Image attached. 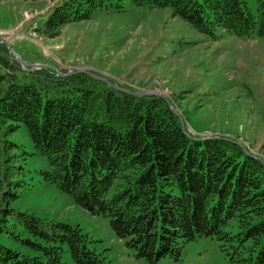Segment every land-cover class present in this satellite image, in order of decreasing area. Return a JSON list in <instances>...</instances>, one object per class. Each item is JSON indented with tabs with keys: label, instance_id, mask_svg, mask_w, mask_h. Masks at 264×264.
Wrapping results in <instances>:
<instances>
[{
	"label": "trees",
	"instance_id": "trees-1",
	"mask_svg": "<svg viewBox=\"0 0 264 264\" xmlns=\"http://www.w3.org/2000/svg\"><path fill=\"white\" fill-rule=\"evenodd\" d=\"M114 1L122 7V0H64L39 30L54 36ZM130 1L169 7L174 17L212 37L218 29L245 39L264 36V0H256V15L245 0ZM39 72L36 78L21 70L0 51V123H9L10 130L27 129L35 153L48 160L49 168L42 171L46 181L92 216L108 219L140 259H178L184 244L211 238L231 264H264L260 160L230 140L187 134L161 98L146 102L125 92L98 90L82 79L68 90L56 80L57 73ZM1 186L2 181L0 191ZM0 212V230L7 215L15 213L36 252L23 254L0 243V264H65L64 245L75 264H109L89 248L78 227L22 218L2 201Z\"/></svg>",
	"mask_w": 264,
	"mask_h": 264
},
{
	"label": "rangeland",
	"instance_id": "rangeland-1",
	"mask_svg": "<svg viewBox=\"0 0 264 264\" xmlns=\"http://www.w3.org/2000/svg\"><path fill=\"white\" fill-rule=\"evenodd\" d=\"M63 1L0 0V51L36 78L39 70L57 73L56 80L68 90L82 79L98 90L113 89L146 102L161 98L177 111L190 135L230 140L264 161V36L245 39L218 29L212 37L174 17L169 7L136 6L130 0H122L121 8L114 1L54 36L41 33L39 27ZM245 1L256 15V0ZM8 124L0 123V201L22 218L80 228L89 248L109 264H231L211 238L184 244L178 259L136 257L108 219L92 216L44 179L48 160L35 153L24 126L10 130ZM14 214L7 215L0 243L36 255L25 241L31 236L16 224ZM72 259L64 245L63 262L75 264Z\"/></svg>",
	"mask_w": 264,
	"mask_h": 264
},
{
	"label": "water",
	"instance_id": "water-1",
	"mask_svg": "<svg viewBox=\"0 0 264 264\" xmlns=\"http://www.w3.org/2000/svg\"><path fill=\"white\" fill-rule=\"evenodd\" d=\"M0 39H2V38H0ZM2 40H3V39H2ZM9 49H10V48H9ZM10 50H11V49H10ZM18 62H19V63H22V64H24V65H26V66H32L31 64H28V63H26V62H22V61H18ZM172 111H173L176 115L179 116V114L177 113V111H176L175 109L172 108ZM179 117H180V116H179ZM180 120H181L182 127H183L184 131H185L187 134L190 135V133H188V131H187L186 127H185L184 121L182 120L181 117H180ZM198 139H201V138H198ZM202 140H203V139H202ZM262 162L264 163L263 160H262Z\"/></svg>",
	"mask_w": 264,
	"mask_h": 264
}]
</instances>
